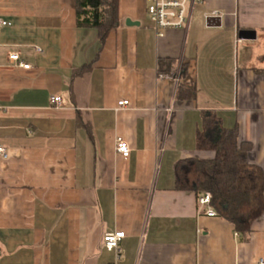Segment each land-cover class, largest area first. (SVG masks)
Listing matches in <instances>:
<instances>
[{"label":"crops","instance_id":"1","mask_svg":"<svg viewBox=\"0 0 264 264\" xmlns=\"http://www.w3.org/2000/svg\"><path fill=\"white\" fill-rule=\"evenodd\" d=\"M188 17L158 35L144 0H118L101 40L76 24L75 0H0V264L264 261V213L237 232L174 176L213 156L196 134L215 115L251 144L264 185V0L195 1Z\"/></svg>","mask_w":264,"mask_h":264},{"label":"trees","instance_id":"2","mask_svg":"<svg viewBox=\"0 0 264 264\" xmlns=\"http://www.w3.org/2000/svg\"><path fill=\"white\" fill-rule=\"evenodd\" d=\"M76 24L97 29L104 40L117 23L118 0H75ZM180 96H190L180 88ZM196 146L211 151L207 159L187 158L175 166L176 188L209 192L210 205L218 216L246 234L252 222L264 213V185L261 170L248 163L251 144L240 141L235 129H226L215 115H206L196 134Z\"/></svg>","mask_w":264,"mask_h":264},{"label":"built area","instance_id":"3","mask_svg":"<svg viewBox=\"0 0 264 264\" xmlns=\"http://www.w3.org/2000/svg\"><path fill=\"white\" fill-rule=\"evenodd\" d=\"M195 1L200 0H144L146 14L153 24V28L157 31L158 35L162 34V30L168 28H184L188 25V9ZM219 16L218 11H214L209 17ZM7 24L6 21L0 20V26ZM37 51H40V47H36ZM8 61L21 68H29V64L22 61L18 51H9L7 54ZM62 98L60 95H53L50 97V103L54 105H61ZM127 100L118 101V106H124L127 104ZM115 151L122 157H128L130 148L127 142L121 137L115 139ZM0 156L6 157V152L3 147L0 146ZM211 195L209 192H204L199 197L200 204H210ZM207 214L216 215V212L208 207ZM125 236V233L121 230L113 232H105L102 235V242L104 246L109 249L118 250L119 241ZM256 264H264L262 259L258 260Z\"/></svg>","mask_w":264,"mask_h":264},{"label":"water","instance_id":"4","mask_svg":"<svg viewBox=\"0 0 264 264\" xmlns=\"http://www.w3.org/2000/svg\"><path fill=\"white\" fill-rule=\"evenodd\" d=\"M126 22L128 23V22H130V21L127 19ZM135 24H136V23H135Z\"/></svg>","mask_w":264,"mask_h":264}]
</instances>
